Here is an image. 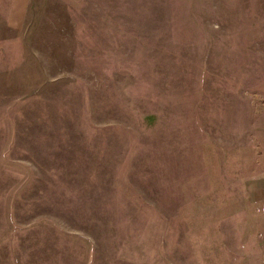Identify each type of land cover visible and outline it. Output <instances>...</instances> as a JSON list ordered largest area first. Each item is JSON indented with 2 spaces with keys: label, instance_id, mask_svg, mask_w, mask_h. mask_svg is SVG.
Returning <instances> with one entry per match:
<instances>
[{
  "label": "rangeland",
  "instance_id": "1",
  "mask_svg": "<svg viewBox=\"0 0 264 264\" xmlns=\"http://www.w3.org/2000/svg\"><path fill=\"white\" fill-rule=\"evenodd\" d=\"M0 264H264V0H0Z\"/></svg>",
  "mask_w": 264,
  "mask_h": 264
}]
</instances>
